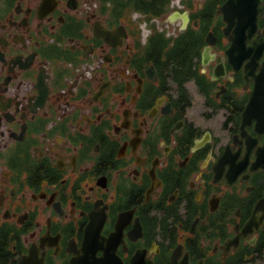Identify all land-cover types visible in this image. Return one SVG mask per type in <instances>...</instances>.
<instances>
[{
  "label": "flooded vegetation",
  "instance_id": "af4514ba",
  "mask_svg": "<svg viewBox=\"0 0 264 264\" xmlns=\"http://www.w3.org/2000/svg\"><path fill=\"white\" fill-rule=\"evenodd\" d=\"M128 1L0 0V264L262 263L264 0Z\"/></svg>",
  "mask_w": 264,
  "mask_h": 264
},
{
  "label": "trees",
  "instance_id": "16d2710c",
  "mask_svg": "<svg viewBox=\"0 0 264 264\" xmlns=\"http://www.w3.org/2000/svg\"><path fill=\"white\" fill-rule=\"evenodd\" d=\"M120 1H127L130 2L128 0H120ZM134 2H143V7L144 9H141L143 11H151L153 13H151L152 15L156 14L154 11L156 9L158 10H163V11H167L169 10V4L171 0H133ZM126 2V3H127ZM263 247H261L259 249V252L261 253L263 251Z\"/></svg>",
  "mask_w": 264,
  "mask_h": 264
},
{
  "label": "water",
  "instance_id": "95a60500",
  "mask_svg": "<svg viewBox=\"0 0 264 264\" xmlns=\"http://www.w3.org/2000/svg\"><path fill=\"white\" fill-rule=\"evenodd\" d=\"M220 9L222 10V11H225V5H222L221 7H220ZM179 16V14H178V11H173V12H171L170 14H169V16H168V20L169 21H172V20H174L176 17H178ZM184 16V19H186V14H184L183 15Z\"/></svg>",
  "mask_w": 264,
  "mask_h": 264
},
{
  "label": "rangeland",
  "instance_id": "374dc122",
  "mask_svg": "<svg viewBox=\"0 0 264 264\" xmlns=\"http://www.w3.org/2000/svg\"><path fill=\"white\" fill-rule=\"evenodd\" d=\"M177 2V0H174V1H172V3H176ZM143 32H145V28L143 27ZM262 259H263V261H262V263H260V264H264V252H263V255H262V257H261Z\"/></svg>",
  "mask_w": 264,
  "mask_h": 264
}]
</instances>
